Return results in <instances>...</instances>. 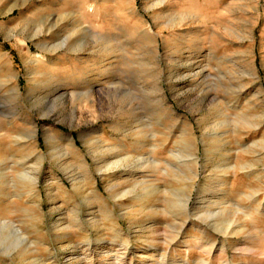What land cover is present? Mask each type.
Segmentation results:
<instances>
[{"label": "rangeland", "instance_id": "obj_1", "mask_svg": "<svg viewBox=\"0 0 264 264\" xmlns=\"http://www.w3.org/2000/svg\"><path fill=\"white\" fill-rule=\"evenodd\" d=\"M163 247L264 264V0H0V264Z\"/></svg>", "mask_w": 264, "mask_h": 264}, {"label": "bare ground", "instance_id": "obj_2", "mask_svg": "<svg viewBox=\"0 0 264 264\" xmlns=\"http://www.w3.org/2000/svg\"><path fill=\"white\" fill-rule=\"evenodd\" d=\"M74 48V47H73ZM72 49V48H71ZM141 160V159H140ZM141 162V161H140ZM150 162V161H149ZM109 165V164H108ZM125 194H127V192L125 191V192H123V193H121V195H120V197H122L123 195H125ZM144 195H145V193H143ZM138 196L139 195H137V194H135L134 195V197H132V198H138ZM142 196V195H141ZM146 199V198H145ZM144 199V200H145ZM148 199V198H147ZM139 201H141V203H142V201H143V199L141 200V199H138ZM122 202V201H121ZM147 202V201H146ZM185 203V204H184ZM184 205L183 206H185L186 205V201H184ZM144 205H145V203H144ZM220 212H218V211H212V210H210V209H208L207 210V217L208 218H213V217H215L217 214H219ZM222 213V212H221ZM127 214V213H126ZM182 222H184V221H182ZM229 226H230V224H224V225H222L221 227H220V229H219V231L221 232V233H223L224 235H227V234H229ZM3 227V226H2ZM144 228V227H143ZM114 231V233H115V236H114V238H117V239H119L120 238V240H121V242H119L120 244L119 245H121L122 246V249H124V251H126V249H127V247H128V245L130 244V241H129V237H127V236H122V235H120L119 234V232H118V230L116 229H114L113 230ZM154 230H152L151 232H153ZM175 231V230H174ZM202 231V230H201ZM13 234V233H12ZM120 236H122V237H120ZM167 236H168V238H170V241L172 242H174L175 241V239L178 237V236H180V231L179 230H177V231H175L174 233H172V232H170V235H168L167 234ZM136 238H139V237H136ZM136 238H134V239H136ZM177 240V239H176ZM197 240H198V244L200 245V247H201V250H202V252L204 253V254H206L209 258H210V256H211V252H212V250L213 249H216V247H215V245H214V243L212 242L211 243V241L210 242H208V240H203L202 238H197ZM186 241V240H185ZM226 241H229V239H226ZM171 242H170V244H171ZM88 245L90 244V243H87ZM170 244H169V241L167 242V245H169L170 246ZM216 244V243H215ZM92 247H94V248H101V246H100V244H93L92 245ZM163 248H165V249H163L162 250V253L159 255V257H161L160 259H161V261H160V263L161 264H163V263H166V264H183V263H175V262H173V263H170V262H166V259H165V257H164V253L166 252V251H168L167 249H169L170 247H163ZM228 248H232V246L229 244V243H225V242H223L222 243V246H220L219 247V253L221 254H226V252H227V249ZM7 249H10V247L8 246V248ZM157 249V248H156ZM104 252H106V253H110L109 251H112L110 248H108V249H105V250H103ZM113 252V251H112ZM111 252V253H112ZM115 252V251H114ZM164 252V253H163ZM171 252V251H170ZM116 253V252H115ZM121 254V253H120ZM77 256L74 258V260H78L79 259V257H78V253L76 254ZM144 257H145V255H144ZM207 257V258H208ZM172 260V259H171ZM168 261V260H167ZM203 261H205L204 259H200L199 260V262H203ZM207 262H210V260H208ZM225 263H227V260H225ZM185 264V263H184Z\"/></svg>", "mask_w": 264, "mask_h": 264}]
</instances>
